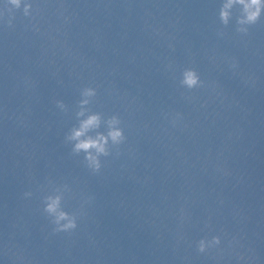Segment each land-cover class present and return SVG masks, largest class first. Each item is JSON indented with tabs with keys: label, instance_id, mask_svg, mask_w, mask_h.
Wrapping results in <instances>:
<instances>
[{
	"label": "clouds",
	"instance_id": "clouds-1",
	"mask_svg": "<svg viewBox=\"0 0 264 264\" xmlns=\"http://www.w3.org/2000/svg\"><path fill=\"white\" fill-rule=\"evenodd\" d=\"M15 9H23V14H31L32 4L28 0H6ZM239 8V15L236 18L238 33L247 34L249 26L257 24L264 16V0H222L219 9V20L222 25L227 26L232 18L233 9ZM11 10V9H10ZM11 26V19L8 21ZM202 81L194 68H186L182 72L180 85L189 90L201 86ZM81 99L78 101L76 117L78 124L72 127L66 135L65 140L72 145V152L79 155L84 154L86 166L93 172H99L102 163L101 157L111 154L112 147H118L125 142L126 136L121 127L119 115H111L104 119L100 113L92 112L88 105L97 95L93 87H84L81 90ZM56 105L60 109H66L63 101L57 100ZM102 124L105 131H100ZM67 186H65L66 189ZM57 188L55 194L44 197L43 212L51 219L55 226L54 232H70L77 228V216L65 211L62 207L63 193ZM30 196L31 193H25ZM219 236H213L211 240L201 239L198 241V251L203 253L209 247L219 245Z\"/></svg>",
	"mask_w": 264,
	"mask_h": 264
}]
</instances>
